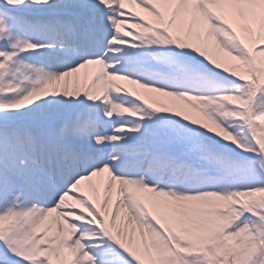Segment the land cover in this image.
<instances>
[{
	"label": "snow or ice",
	"instance_id": "obj_1",
	"mask_svg": "<svg viewBox=\"0 0 264 264\" xmlns=\"http://www.w3.org/2000/svg\"><path fill=\"white\" fill-rule=\"evenodd\" d=\"M0 264H264V0H0Z\"/></svg>",
	"mask_w": 264,
	"mask_h": 264
}]
</instances>
